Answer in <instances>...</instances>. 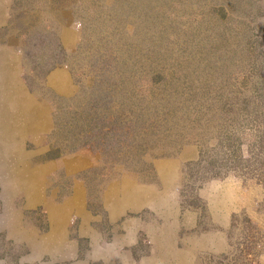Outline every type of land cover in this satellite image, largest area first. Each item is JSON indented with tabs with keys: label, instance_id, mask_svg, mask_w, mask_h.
Here are the masks:
<instances>
[{
	"label": "rangeland",
	"instance_id": "rangeland-1",
	"mask_svg": "<svg viewBox=\"0 0 264 264\" xmlns=\"http://www.w3.org/2000/svg\"><path fill=\"white\" fill-rule=\"evenodd\" d=\"M10 9L0 31V50L7 53L0 51V68H14L0 70V264H264V188L257 176L228 174L224 167L212 173L222 178L207 182L193 170L183 174L201 151L216 160L217 140H225L226 153L231 140L251 142L264 132L263 117L254 115L264 110V0H12ZM64 27L75 32L72 46L60 42ZM57 38L68 55L56 68L71 76L69 96L45 84L56 69L45 75ZM104 76L114 84L108 106L99 99ZM26 90L49 113L43 142L4 128L9 118L25 119ZM91 100L98 102L92 105L97 116L116 118L119 133L130 127L122 134L125 147L108 142L100 150L89 138L100 137L106 123L91 121ZM74 156L94 164L74 179L87 184L88 209L103 217L105 253L79 236L73 216L66 249L50 239L51 209L73 178L56 165L48 172L40 166ZM171 160L180 162L179 183L166 196L182 213L196 215V227L177 235L159 229L153 215L154 229L139 233L137 245L111 246L119 232L105 222L99 189L124 175L161 191L156 167ZM31 194L35 202L27 206ZM242 213L256 232L239 222L229 239L231 218Z\"/></svg>",
	"mask_w": 264,
	"mask_h": 264
},
{
	"label": "crops",
	"instance_id": "crops-1",
	"mask_svg": "<svg viewBox=\"0 0 264 264\" xmlns=\"http://www.w3.org/2000/svg\"><path fill=\"white\" fill-rule=\"evenodd\" d=\"M12 0H0V31L4 30L8 26L10 8ZM75 32L70 27L61 28L59 31L60 42L63 47L72 46L71 42ZM3 54L6 53V49L3 48ZM1 53V52H0ZM10 52L8 51V54ZM7 54V53H6ZM12 71L14 69L12 65H3L0 68ZM5 72V71H4ZM7 76V75H5ZM45 84L48 88L54 90L58 95L69 96L72 94V82L71 76L67 69L56 68L51 71L45 80ZM7 85L3 83V87ZM26 99L31 100L30 107L26 103L25 119L19 121L14 119H8L5 129L9 131L12 128L21 129L24 136L22 138H28L29 141L33 138L34 142H43L45 136L50 133L51 122L49 121V113L46 108L37 101V98L30 94L26 90ZM14 123V124H13ZM26 123V124H24ZM19 125L20 128H19ZM6 131V130H5ZM35 139V140H34ZM46 148H41V152H45ZM40 152V153H41ZM75 157V158H74ZM73 158H62L59 161H47L40 166L41 172H48L52 165L56 168L64 170L67 177H71L72 182L69 185V192L62 200L61 203L51 209V218L48 220L50 239H53V245L58 242V247L66 249V245L69 242V223L71 216L75 217L74 220L79 223L77 228L79 229V236L86 240H90V246L96 245L100 249V253H105L103 247H109L108 244L103 243L102 238V222L103 217L98 214L92 213L89 208L88 200V187L85 182L76 181L74 177L80 172L92 171L94 164L90 158L83 156H74ZM180 162L179 160H171L170 162H161L157 164V179L161 186L159 187L154 183L142 184L129 176H121L120 179L116 178L109 183H105L99 189V203L101 208L106 214L105 222L110 226L117 227L113 238L115 242L111 246L118 248L117 243H121L120 248L127 249L138 244L139 233L150 232L154 229V219L162 224L161 230H174L177 235L180 230L184 228L185 231H190L196 227V215L192 212L182 213L180 211L179 203L168 197V192H172L173 189L179 183L180 174ZM36 193L41 195V189L36 188ZM166 193L167 196H166ZM34 194L29 197L27 206H32L35 202ZM41 198V196H38ZM34 201V202H33ZM54 213H53V212ZM59 213L58 216L56 213ZM95 239L97 241H95ZM117 245V246H116ZM69 246V245H68ZM68 251V250H67ZM71 253H78L77 250H70Z\"/></svg>",
	"mask_w": 264,
	"mask_h": 264
},
{
	"label": "trees",
	"instance_id": "trees-1",
	"mask_svg": "<svg viewBox=\"0 0 264 264\" xmlns=\"http://www.w3.org/2000/svg\"><path fill=\"white\" fill-rule=\"evenodd\" d=\"M60 1H64V0H60ZM80 5V1L75 2L74 5L75 7ZM58 40V45L56 48V53L54 54V58H52V62L53 64L51 65V68L45 73L48 74V72L56 67H61L63 66L66 62H67V52L66 50L61 46L59 39ZM59 59V60H57ZM58 61V62H56ZM104 80H103V84L101 85V89L100 91L103 92L102 94H100L99 99L103 100L105 105H109V103L112 101V94L113 92H111L113 90V88L111 89V87H113V77L111 78L110 76H104ZM105 86V87H104ZM104 87V88H103ZM96 97V96H94ZM58 99H60L61 101H65L67 102L68 99L67 98H61V97H57ZM93 99V98H92ZM97 100H91V102H88L89 106V111L92 113L91 116V121L93 120H105V126L102 127L100 129V131H98V133L100 134L97 136H91L89 138L91 139H96L97 142L96 144H99L100 150H101V146L104 147L106 144H108V142H112V144H114V142L117 143L118 148H123L125 147L123 145V143L125 142V140L122 138V134L123 132H128V129H130V127H126L120 129V133L119 131L116 129V127L114 126V120L116 118H107V116H97V109L93 108L94 105H96ZM94 104V105H93ZM93 105V106H92ZM107 105V106H108ZM67 105H65L63 108H61L59 111L68 109ZM249 115V114H248ZM255 117H259L262 116L263 120H264V110H262L261 112H255ZM245 117V116H244ZM102 134V135H101ZM98 137V138H96ZM115 137V138H113ZM120 137V138H119ZM76 142V141H75ZM82 141V145H80L81 148L85 147V145H83ZM217 142L219 143V153H217L218 157L216 160H213L211 158V156L208 154L207 151H201L200 155H199V160L196 162H191V163H187L183 169V174L184 176H186L188 173H195L198 174L199 179L202 180H206L203 182H207L208 180L211 179H219L222 178L223 176L219 175V174H215L212 175V173H214V171H217L215 173H219L218 171H221V168H226V171L228 174H235V175H256L257 178L259 179V181L261 183H263V188H264V132H262L260 135H258L256 137L255 140H252L251 142L248 141L247 139H245V142H235L234 140H231L228 144H227V149H226V153H222L221 150L223 149L222 146H224L225 144V140L223 143V140H217ZM89 143H91L90 139H89ZM77 144H80L79 142H77ZM93 148H95L94 146H92ZM77 149V148H76ZM80 149V148H79ZM77 150H75L73 148V152L75 153ZM222 154V155H221ZM118 164V163H117ZM120 164V163H119ZM217 169V170H216ZM192 170L194 172H192ZM129 171V170H127ZM227 173L225 174V176L227 175ZM192 176V175H191ZM210 176V177H209ZM196 179V178H195ZM198 180V178H197ZM263 207H264V199H263V203H262ZM242 222L245 224V230L249 233L252 232H256V226L254 225V223L252 222V220L245 214L242 213V215L238 216L236 214H234L231 218V222L229 225V228L227 230V234L229 239L231 238V236L234 234V232L236 230H238V223Z\"/></svg>",
	"mask_w": 264,
	"mask_h": 264
},
{
	"label": "bare ground",
	"instance_id": "bare-ground-1",
	"mask_svg": "<svg viewBox=\"0 0 264 264\" xmlns=\"http://www.w3.org/2000/svg\"><path fill=\"white\" fill-rule=\"evenodd\" d=\"M24 114H25V113H24ZM19 115H20V114H19ZM9 119H10V118H9ZM13 121H14V119H13ZM13 124H14V123H13ZM24 124H26V123H24ZM20 126H21V125H19V128H20ZM30 168H31V167H30ZM27 180H28V178H27ZM24 182H25V181H24ZM22 185H23V184H22Z\"/></svg>",
	"mask_w": 264,
	"mask_h": 264
}]
</instances>
